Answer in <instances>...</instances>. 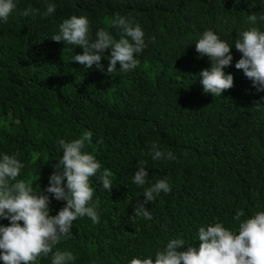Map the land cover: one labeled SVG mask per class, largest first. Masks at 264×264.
Instances as JSON below:
<instances>
[{
  "label": "trees",
  "instance_id": "trees-1",
  "mask_svg": "<svg viewBox=\"0 0 264 264\" xmlns=\"http://www.w3.org/2000/svg\"><path fill=\"white\" fill-rule=\"evenodd\" d=\"M15 2L8 20H0V156L15 155L25 165L18 179L40 194L62 157L58 140L91 131L82 151L95 157L100 172L112 173V191L103 188L100 172L90 178L99 223L77 218L53 251H71V264H130L134 257L154 259L172 239L185 241L182 250H198L200 227L221 223L238 234L241 221L264 211V90L235 67L242 56L235 48L239 33L264 31V0ZM48 3L56 10L45 16ZM72 15L87 17L90 40L101 28L118 40L117 15L139 24L148 44L136 57L139 66L107 73L111 49L102 58L104 70L71 61L83 49L51 38ZM206 30L231 45L233 56L224 71L233 74L234 86L217 97L199 82L212 64L195 50ZM153 142L175 159L154 161ZM139 161L148 171L143 186L133 183ZM160 179L171 192L149 202L150 220L134 216L145 188ZM50 200V215L66 203ZM241 210V220H234ZM9 223L0 218V225ZM51 259L41 256L36 264Z\"/></svg>",
  "mask_w": 264,
  "mask_h": 264
},
{
  "label": "clouds",
  "instance_id": "clouds-1",
  "mask_svg": "<svg viewBox=\"0 0 264 264\" xmlns=\"http://www.w3.org/2000/svg\"><path fill=\"white\" fill-rule=\"evenodd\" d=\"M16 7L15 0H0V20L6 22ZM55 10V4L48 3L44 15H51ZM30 12L29 8L22 14L28 16ZM260 19L264 20V16ZM248 20L255 25V13L250 14ZM112 26L121 30L118 40L103 28L97 30L94 40H90L87 17L72 15L60 24L59 34L51 39L82 48L83 52L75 54L71 61L85 68L95 66L104 70L102 58L105 50L111 49L107 56V73L116 75L117 69L120 73L131 72L139 66L137 55L148 47L145 34L139 24L133 26L126 17L119 15L113 19ZM151 39L154 41V37ZM235 48L242 54L235 64L236 69L242 70L258 91L264 90V31L252 27L239 33ZM195 50L212 62L210 68L199 73L204 93L217 97L231 89L234 76L224 71L233 60L231 45L213 31L206 30L195 42ZM91 141V131L71 142L58 140L62 157L54 165L55 171L49 177L48 187L40 194L34 192L31 182L18 179L25 165L15 155L0 156V218L10 221L8 225H0V260L4 264H36L39 257L49 254H52L51 264H71L76 259L71 251L53 249L62 238L68 237L77 218L87 216L93 223H99L96 208L100 201L97 198L92 203L94 189L90 178L100 172L101 164L93 155L82 151L86 142ZM150 155L154 161L175 159L171 151L165 153L155 142L151 145ZM111 176L110 170L104 169L98 177L103 188L109 191L113 188ZM147 176L144 161H139L133 183L143 186ZM161 192H171L165 179L145 188L144 200L136 204L134 216L150 220L152 216L147 205L154 202ZM50 195L58 201H66L56 215H50ZM243 215V210L237 211L233 219L240 221ZM198 240V250L191 246L182 250L185 241L172 239L163 250L156 251L154 259L151 256L143 259L134 257L130 264H264V211L241 221L238 234L221 223L200 227Z\"/></svg>",
  "mask_w": 264,
  "mask_h": 264
}]
</instances>
